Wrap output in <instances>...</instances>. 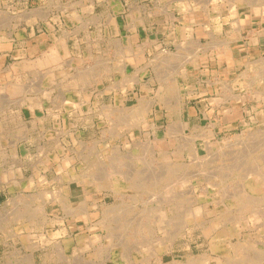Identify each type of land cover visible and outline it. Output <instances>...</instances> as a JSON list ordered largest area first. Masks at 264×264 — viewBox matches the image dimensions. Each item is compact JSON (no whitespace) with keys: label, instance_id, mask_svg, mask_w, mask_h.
I'll list each match as a JSON object with an SVG mask.
<instances>
[{"label":"rangeland","instance_id":"374dc122","mask_svg":"<svg viewBox=\"0 0 264 264\" xmlns=\"http://www.w3.org/2000/svg\"><path fill=\"white\" fill-rule=\"evenodd\" d=\"M256 1L195 0L198 47L185 42L156 61L138 46L135 74L118 69L108 51L98 70L83 61L70 65V55L55 61L51 51L22 75L0 61V180L9 171L21 175L23 159L8 155L11 146L29 129L41 131L42 115L51 114L48 140L26 156L31 185L18 177L16 186L0 187V264H264V53L230 83L193 69L206 41L237 33L239 10L261 11L264 0ZM26 2L0 0V43L27 18L15 11ZM263 15L253 22L264 42ZM97 78L101 90L75 93L64 105V86L87 87ZM220 110L236 119L228 131L215 128ZM255 172L263 189L244 178ZM162 174L168 178L161 183ZM241 192L242 202L232 198Z\"/></svg>","mask_w":264,"mask_h":264},{"label":"crops","instance_id":"0c3cea01","mask_svg":"<svg viewBox=\"0 0 264 264\" xmlns=\"http://www.w3.org/2000/svg\"><path fill=\"white\" fill-rule=\"evenodd\" d=\"M26 1L25 4H17L15 11L17 13L26 12L27 18L17 19L16 23L10 27L11 35H8L7 39L0 43V61L2 63L9 61L10 65L16 67V70L14 68L12 71L10 70L12 75H22L24 72L31 71L29 64L32 61L43 59L50 51L54 52L52 59L55 61L67 60L70 55L72 58L70 65L77 66L78 62L83 61L97 70L103 69L102 62L105 52L108 51L111 53L112 60L118 64V69L128 70L135 74L137 57L133 51H136L138 46L142 47V53L148 60L161 61V52L179 53L185 42L198 47L202 34L198 30L200 24H197L198 11L194 7L195 0ZM262 9L264 11V7ZM262 9L260 11L259 7H254L253 14L250 13V15L239 10L241 14H239L236 23L237 26L239 23L240 31L236 28L235 35L232 31H228V39L222 42L227 43L228 48L223 50L221 48L224 47L220 46L218 49L216 48L218 42L213 41L214 45H209L210 41H206L207 47L200 50V53L202 52L205 57L196 64V67L193 68L194 71L201 69L204 70L202 73L208 75H224L225 79L230 78V83L234 72L263 55L262 32L255 30L253 22V16L262 12ZM37 12L38 14H36ZM122 58L123 60H121ZM146 69H154V65H146ZM129 72L127 74H130ZM93 82L89 80L87 87L84 85L74 86L72 83L64 86L62 99L64 105H72L75 93L90 89L96 92L101 90L100 80L97 78ZM101 83L103 84L102 79ZM94 85L96 86L94 87ZM137 86L135 84L128 89V92H135ZM228 101L232 102V99L229 98ZM44 104L43 114L45 107H48L46 102ZM220 107L215 109L218 110ZM208 108L207 105L206 109ZM217 112L218 114L222 113L215 120L217 130L228 131L236 125V119H233L230 114L221 110ZM50 116L51 114L46 117L42 115L41 131L34 132L29 129L25 132L26 136L19 138L20 140L15 139L11 151L8 153V155L22 157L23 160L19 166L21 175L19 174L18 177L22 182H25V186L31 185L33 178V175L28 174L29 170L33 171V168L26 160L31 155L32 148L30 146L35 143L37 147H40L41 143L48 140L49 129L46 124H48ZM2 154L3 152H0V155ZM44 155H47V151ZM9 172L7 179L0 180V187L16 186L18 177L12 171Z\"/></svg>","mask_w":264,"mask_h":264},{"label":"bare ground","instance_id":"6f19581e","mask_svg":"<svg viewBox=\"0 0 264 264\" xmlns=\"http://www.w3.org/2000/svg\"><path fill=\"white\" fill-rule=\"evenodd\" d=\"M247 1V0H246ZM258 1V0H257ZM256 1V2H257ZM250 2V1H249ZM244 3V2H243ZM263 4V3H262ZM260 5V4H259ZM246 6V5H245ZM253 6V5H252ZM255 6H257L258 7V5H255ZM255 6H253V7H255ZM172 14V13H171ZM237 28L240 30V25H239V23H238V26H237ZM228 42V41H227ZM217 45H220V46H223L224 48H221V49H225V48H228V44L227 43H218ZM220 46H216V48H220ZM231 46V45H230ZM130 47V46H129ZM128 47V48H129ZM200 47V46H199ZM132 48V47H131ZM130 48V49H131ZM136 50V49H135ZM131 51V50H130ZM197 51V50H196ZM224 52V51H223ZM223 52H221V53H223ZM130 53V52H129ZM194 53H195V51H194ZM169 55V54H168ZM170 55H171V53H170ZM122 56V55H121ZM174 56V55H173ZM193 57V56H192ZM124 58V57H123ZM123 58L121 59V60H123ZM166 58H169V56H167ZM163 59V58H162ZM192 59V58H191ZM170 61H173V60H170ZM193 61V60H192ZM167 62V61H166ZM120 63V62H119ZM174 64V63H173ZM251 64V63H250ZM257 64V63H256ZM255 64V65H256ZM166 65H168V64H166ZM171 65H172V62H171ZM175 65H177L178 66V64H176L175 63ZM247 65H249V63L247 64ZM261 65V64H260ZM259 65V66H260ZM117 66V65H116ZM174 66V65H173ZM180 66V65H179ZM263 66V65H262ZM123 67V66H122ZM116 68V67H115ZM257 68V67H256ZM260 68V67H259ZM262 69V68H261ZM116 71V70H115ZM258 71H259V69H258ZM258 71H257V73H258ZM261 71H263V70H261ZM255 73V72H254ZM259 73H260V71H259ZM264 73V72H263ZM179 74H181V73H179ZM246 74V73H245ZM262 74V73H261ZM182 75V74H181ZM258 75V74H257ZM185 77V76H184ZM183 77V78H184ZM256 77V76H255ZM261 77V76H260ZM261 78H263V77H261ZM167 79V78H166ZM258 79H259V77H258ZM264 79V78H263ZM238 82H242V81H238ZM250 82V81H249ZM248 82V83H249ZM253 83V82H252ZM240 84H242V83H240ZM247 85V84H246ZM251 85V84H250ZM245 87V86H244ZM169 107V106H168ZM144 115H145V113H142L141 114V116H143L144 117ZM144 121H145V119L143 118V120H142V123H144ZM147 121V120H146ZM137 123V122H136ZM132 124V123H131ZM129 125V124H128ZM149 125V124H148ZM121 128H123V126H121ZM124 129V128H123ZM129 129V128H128ZM133 129V128H132ZM130 130V129H129ZM136 130V129H135ZM260 145V144H259ZM259 145H257V146H259ZM256 146V147H257ZM253 147V146H252ZM255 147V148H256ZM187 149V148H186ZM245 150H243L242 151V153L244 154L245 153V151H246V148H244ZM250 149V148H249ZM253 150H255V149H253ZM241 151V150H240ZM250 151L251 150H248V151H246V152H249L250 153ZM231 152V151H230ZM229 152V153H230ZM252 152V151H251ZM4 154V153H3ZM248 154V153H247ZM227 155V154H226ZM229 155V154H228ZM245 156V155H244ZM263 156V155H262ZM239 158V157H238ZM242 158V157H241ZM204 159V158H203ZM211 160V159H210ZM214 160V159H213ZM258 160V159H257ZM84 161V160H83ZM66 162V161H65ZM67 163H68V161H67ZM261 163V162H260ZM170 164V163H169ZM259 165V164H258ZM264 165V164H263ZM169 168H171V167H169ZM237 168V167H236ZM88 171V169L86 170V172ZM165 171V170H164ZM173 171V170H172ZM256 171V170H255ZM261 171V170H260ZM259 171V172H260ZM161 172V171H160ZM173 172H176L175 170L173 171ZM84 174H86V173H84ZM114 174H115V172H114ZM155 174V173H154ZM153 174V175H154ZM157 174H159L160 175V173H158L157 172ZM206 174V173H205ZM109 175V174H108ZM120 175V174H119ZM208 175H209V173H208ZM211 175V174H210ZM87 176H89V175H87ZM111 176H112V174H111ZM150 176V175H149ZM184 176V175H183ZM261 175L259 174V173H249V174H247V175H245V179L247 180V182L249 183V185H250V187L251 188H254L255 190H257V189H263V187H261V186H259L260 184H259V180H261V178L262 177H260ZM82 177H83V175H82ZM110 177V176H109ZM116 177V176H115ZM121 177H122V175H121ZM130 177V176H129ZM129 177H127L126 178V180H128V178ZM140 177H142V176H140ZM153 177V176H152ZM185 177V176H184ZM168 177L166 176V175H161V176H158L157 177V180H158V182H161L162 183V181H164V180H166ZM223 178V177H222ZM80 179H81V177H80ZM97 179V178H96ZM123 179V178H122ZM141 179V178H140ZM145 179H147V178H145ZM179 179H181V178H179ZM216 179V178H215ZM263 179V178H262ZM150 180V179H149ZM148 180V181H149ZM112 181V180H111ZM138 181V184H139V182L141 181V180H137ZM183 181V180H182ZM83 182V181H82ZM208 182V181H207ZM76 183H78L77 181H76ZM97 184V183H96ZM137 184V183H136ZM137 184V185H138ZM263 185V184H262ZM122 186H124V185H122ZM139 186V185H138ZM98 187V185L96 186V188ZM104 187H105V185H104ZM113 187V186H112ZM149 187V186H148ZM150 187H152L151 185H150ZM149 187V188H150ZM157 187V186H156ZM164 187V186H163ZM261 187V188H260ZM162 188V187H161ZM112 189V188H111ZM128 188H126V190H127ZM156 190V189H155ZM129 191V190H128ZM140 191H142V190H140ZM145 190H143V192H144ZM133 193V192H132ZM119 194V193H118ZM143 194V193H142ZM182 194V193H181ZM246 192H241V193H238V195H235L234 197H232V198H237L236 200H238V201H240V202H242V200H244V199H241V198H246ZM225 197V196H224ZM228 197V196H227ZM230 198H231V196H230ZM238 201H237V203H238ZM236 202V201H235ZM244 203V202H243ZM91 204V203H90ZM178 204V203H177ZM181 204V203H180ZM200 207V206H199ZM67 208H69L68 206H67ZM198 208V207H197ZM83 209H84V211L86 210V208L85 207H83ZM240 209V208H239ZM198 210H200V208L198 209ZM84 211H82V212H84ZM239 211V210H238ZM188 212V211H187ZM196 213H197V210L195 211ZM201 212V211H200ZM199 212V213H200ZM72 213V212H71ZM78 213H81V211L79 210V212ZM192 213H193V211H192ZM192 213H190V215L189 216H192ZM234 215V214H233ZM114 216V215H113ZM194 216V215H193ZM192 216V217H193ZM108 217V216H107ZM107 217L105 218V221H106V219H107ZM112 216H110V218H111ZM259 217V216H258ZM238 218V217H237ZM260 218V217H259ZM199 219V218H198ZM55 221V220H54ZM53 221V222H54ZM114 222H116L115 220H113ZM127 221V220H126ZM183 223V222H182ZM220 223V222H219ZM112 224V223H111ZM193 224V223H192ZM104 225V224H103ZM204 226V225H203ZM187 228V227H186ZM210 228V227H209ZM211 228H213V226L211 227ZM219 229V228H218ZM223 229V228H222ZM212 231L214 230V229H211ZM217 231V230H216ZM52 233V232H51ZM180 233V232H179ZM209 234V233H208ZM230 234V233H229ZM58 234H54L53 235V237H56ZM238 236V235H237ZM209 238V237H208ZM42 240H43V242H49L50 240L49 239H47L44 235L42 236ZM176 240V238L174 239V241ZM173 241V240H172ZM217 242V241H216ZM215 242V243H216ZM225 242V241H224ZM227 243V242H226ZM228 243H229V240H228ZM217 244V243H216ZM119 245V244H118ZM213 245V244H212ZM114 247V246H113ZM214 247V246H213ZM125 249V251H126V249L127 248H124ZM128 250V249H127ZM121 251V250H120ZM124 251V250H123ZM124 251V252H125ZM129 251V250H128ZM237 251V250H236ZM121 253V252H120ZM237 253V252H236ZM263 254V253H262ZM261 254V255H262ZM120 257V256H119ZM124 257V255H122V257L121 258H123ZM142 257V256H141ZM145 257V256H144ZM216 257V256H215ZM257 257V256H256ZM31 258L32 257H30V260H31ZM126 258V257H125ZM124 258V259H125ZM147 258V257H146ZM146 258H144V259H146ZM258 258V257H257ZM143 259V258H142ZM195 259V258H194ZM264 258H262V260H263ZM248 260H249V258H248ZM124 261V260H123ZM173 261H175V260H173ZM202 261H204L205 262V260H202ZM219 261V260H218ZM252 262H254V261H252ZM190 263V262H189ZM200 263V262H199ZM258 263H263L262 261H259Z\"/></svg>","mask_w":264,"mask_h":264}]
</instances>
